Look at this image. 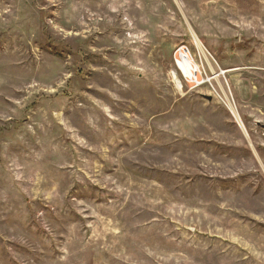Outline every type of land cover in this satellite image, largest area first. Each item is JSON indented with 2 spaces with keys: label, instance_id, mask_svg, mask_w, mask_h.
I'll list each match as a JSON object with an SVG mask.
<instances>
[{
  "label": "rangeland",
  "instance_id": "rangeland-1",
  "mask_svg": "<svg viewBox=\"0 0 264 264\" xmlns=\"http://www.w3.org/2000/svg\"><path fill=\"white\" fill-rule=\"evenodd\" d=\"M0 264H264V0H0Z\"/></svg>",
  "mask_w": 264,
  "mask_h": 264
},
{
  "label": "built area",
  "instance_id": "built-area-1",
  "mask_svg": "<svg viewBox=\"0 0 264 264\" xmlns=\"http://www.w3.org/2000/svg\"><path fill=\"white\" fill-rule=\"evenodd\" d=\"M198 56L200 58L199 63L195 60L193 55L190 53L189 49L186 47L177 48L173 55V63H174L176 74H180L184 78V80L187 82L190 88H197L204 84H208V82H210L211 80L216 82V79H214V77L208 78V75L205 71V67L207 68V71L208 70L212 71L211 69L213 68L211 67V64H209L208 61L204 59L203 53L202 55H200L199 53ZM183 57H187L188 59H191L193 63L195 64L191 79H185L184 75L182 74V70L178 67V64L179 63L181 64L182 60L184 62L187 61Z\"/></svg>",
  "mask_w": 264,
  "mask_h": 264
},
{
  "label": "bare ground",
  "instance_id": "bare-ground-1",
  "mask_svg": "<svg viewBox=\"0 0 264 264\" xmlns=\"http://www.w3.org/2000/svg\"><path fill=\"white\" fill-rule=\"evenodd\" d=\"M187 61L184 62L183 60L181 61V64H178V67L182 70V74L184 75L185 79H191L192 74H193V69H194V63L191 59H188L187 57H183ZM197 67V66H196ZM198 68V67H197ZM177 83V79H175ZM232 111V110H231ZM234 112V111H233ZM236 119L239 121L238 117L234 114ZM242 127V126H241Z\"/></svg>",
  "mask_w": 264,
  "mask_h": 264
},
{
  "label": "water",
  "instance_id": "water-1",
  "mask_svg": "<svg viewBox=\"0 0 264 264\" xmlns=\"http://www.w3.org/2000/svg\"><path fill=\"white\" fill-rule=\"evenodd\" d=\"M206 99H207L208 101H211V100H212L210 97H207Z\"/></svg>",
  "mask_w": 264,
  "mask_h": 264
}]
</instances>
